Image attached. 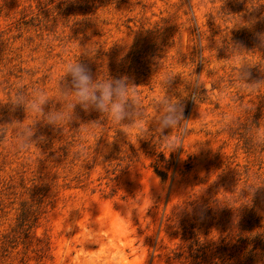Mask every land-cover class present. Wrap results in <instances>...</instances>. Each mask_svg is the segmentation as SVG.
<instances>
[{
	"label": "rangeland",
	"instance_id": "obj_1",
	"mask_svg": "<svg viewBox=\"0 0 264 264\" xmlns=\"http://www.w3.org/2000/svg\"><path fill=\"white\" fill-rule=\"evenodd\" d=\"M259 33L264 0H0V264H264ZM76 59L127 78L142 137L79 104L60 128L11 103L39 90L66 110ZM166 94L184 120L161 133Z\"/></svg>",
	"mask_w": 264,
	"mask_h": 264
},
{
	"label": "clouds",
	"instance_id": "obj_2",
	"mask_svg": "<svg viewBox=\"0 0 264 264\" xmlns=\"http://www.w3.org/2000/svg\"><path fill=\"white\" fill-rule=\"evenodd\" d=\"M258 38L261 42V47H264V33H259ZM69 76L70 87H60V95L67 98L69 94H74L70 103L67 104V109L64 111H48L44 112L43 105L50 99L43 92L37 90L32 93L31 97H26L23 94H18L11 102L13 105H22L24 110H30L33 113H46L43 121L56 127H63V124L69 123L73 118L74 106L79 104L83 109H94L101 114H106L111 117L116 124H122L127 120L128 127L119 128L127 137L135 134L137 137H142L144 124L137 117L142 113L138 111L139 101L137 99L136 90L130 88L131 83L127 78H109L106 81L93 79L88 67L76 59L73 62H68L63 67V76ZM173 77L166 75L163 82L168 86ZM59 101V100H57ZM60 102V101H59ZM157 105L158 115L153 118L154 126L159 128L160 132L168 128H177L183 118V107L180 103V98L172 100L167 94L163 97H158L155 101ZM34 124H24L16 121L13 124V129L16 132L14 146L17 150H26L29 143L33 141ZM133 129L135 133H133ZM40 139H44L40 137ZM256 143L264 144V134H258L255 138ZM164 146L171 151L177 148V140L163 136ZM181 207L179 211L182 209Z\"/></svg>",
	"mask_w": 264,
	"mask_h": 264
},
{
	"label": "trees",
	"instance_id": "obj_3",
	"mask_svg": "<svg viewBox=\"0 0 264 264\" xmlns=\"http://www.w3.org/2000/svg\"><path fill=\"white\" fill-rule=\"evenodd\" d=\"M156 172L162 177V179L167 177V172L163 169H160L159 167L156 168Z\"/></svg>",
	"mask_w": 264,
	"mask_h": 264
}]
</instances>
